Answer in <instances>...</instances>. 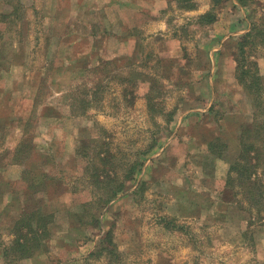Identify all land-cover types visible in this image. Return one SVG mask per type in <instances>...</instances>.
<instances>
[{"label": "rangeland", "instance_id": "1", "mask_svg": "<svg viewBox=\"0 0 264 264\" xmlns=\"http://www.w3.org/2000/svg\"><path fill=\"white\" fill-rule=\"evenodd\" d=\"M19 1L0 0V264L12 222L37 184L21 181L30 166L29 176L45 177L43 210L55 220L48 251L22 264H264V211L237 174L232 186L225 182L240 128L255 122V105L235 78V33L250 22L254 36L242 48L257 63L247 65L263 82L264 112V0H242L249 13L237 0H191V8L175 0ZM207 12L216 16L208 25L199 19ZM136 31L144 33L139 44L122 40ZM88 91L96 93L85 97ZM217 136L225 144L220 158L206 147ZM154 139L160 145L135 182L94 212L99 227H76L73 206L95 200L91 171L76 154L82 142L126 164ZM21 147H32L24 164L13 160ZM139 183L144 189L135 193ZM109 230L117 253L84 261Z\"/></svg>", "mask_w": 264, "mask_h": 264}, {"label": "trees", "instance_id": "2", "mask_svg": "<svg viewBox=\"0 0 264 264\" xmlns=\"http://www.w3.org/2000/svg\"><path fill=\"white\" fill-rule=\"evenodd\" d=\"M175 1L179 4V6H183L185 8H191V6L193 7V4H190L191 0ZM229 1L230 0H215V4L221 5ZM237 1L243 5L242 0ZM9 4H11V10L9 11H15L16 9H12V2ZM15 4H20V1L16 0ZM199 19L202 24L208 25L216 21V16L211 12H207L202 14ZM251 36H254L253 29L241 36V39L238 40L237 44L239 48V57L235 58V78L243 81L250 101L253 106L255 105V122H252L249 126H241L239 131L240 137L238 138L239 153L230 163L225 182L227 185L232 186V175L237 174V179L243 185V192L246 196L249 195L251 202L253 201V207L256 210L264 211V195L263 191H261L260 183V178L262 179V177L260 176L259 178L257 172L258 166L260 165L259 156L261 151L259 148L260 145H256L260 139V135H262L261 131L264 133V119L262 122L256 120V116L258 117V115L264 118V112L261 109L263 82H261V77L256 72L257 63L254 61L248 62V56L244 55V49L242 48L245 44L250 43L249 38ZM247 63H250L252 66L255 65V71L250 70V66L249 64L247 65ZM95 93L96 92L92 93L88 91L84 95L85 97L88 96L89 98H92ZM66 96L68 97V103L71 107H73L75 101L74 95L68 91ZM82 103H85V99L82 100ZM209 110L212 111V108ZM172 114L173 112L170 111L167 116L171 117ZM26 140L27 139L23 138V141ZM153 141L154 144L152 143L147 148L136 150L137 152L133 156L134 158L129 160V162L126 163L127 165L125 163H114L116 160L115 155L112 154V152L103 150L101 147H97V145L89 147L87 143L82 142L80 147L77 149L76 154L80 161L86 162L84 167L91 171L90 183L92 188L90 191H92L95 200L82 202L80 204L77 203L73 206L72 211L69 213V217L71 220H76L78 224H76V227H81L80 225H83L82 228H87L88 225H91V228L93 229L99 227V220L95 216L94 212L106 206L111 200L122 193L126 188V183L130 181L135 182V177L139 174L146 158L153 153L157 145H160L159 142L157 143V139H154ZM215 141L216 142L214 143H206V147L210 149V154L220 158L222 157L220 151L225 149V144L218 136L215 138ZM263 141L264 140L259 141V143H262ZM25 145L32 146L29 141H27V144ZM31 148H29L26 152V150H22L21 147L19 152L15 153L13 160L18 161L21 164L26 163L31 155ZM93 165L96 166L94 167ZM120 165L123 167V174L121 177H119L117 172ZM32 168L33 166H30L27 170L26 168L25 170H22L21 181L30 180L37 184H32V189H30V186H26L27 189H30L26 194L29 198L25 205H23V209L20 211L18 217H16L12 222L9 232L13 238H11L8 244L1 246V256L4 258L5 264H22L21 261L23 260H35V258H38L39 255L46 253L49 249L48 243L51 240L50 227L54 224L55 218L53 213L43 210L48 194L46 183H44L45 177H40L41 175L39 174L29 176ZM40 183L44 184V186H40ZM142 185L143 183L138 184L135 193L141 192L144 189L142 188ZM172 227L175 228L176 226L172 225ZM89 229L90 228L86 231H90ZM86 234H88V232H86ZM111 234L112 233L109 230L101 240L100 248L95 252H90L83 260L86 261L92 256L100 257L112 252L113 250L109 247L113 245ZM91 235L93 234H90L88 237ZM114 253L117 252L113 251V254ZM113 262L117 263L118 261L109 260V264H114Z\"/></svg>", "mask_w": 264, "mask_h": 264}, {"label": "crops", "instance_id": "3", "mask_svg": "<svg viewBox=\"0 0 264 264\" xmlns=\"http://www.w3.org/2000/svg\"><path fill=\"white\" fill-rule=\"evenodd\" d=\"M242 7L244 8V11H246L247 13H249V10H248V8L246 6H242ZM139 12H141V11H139ZM247 21L249 22V18H247ZM130 29L131 28H128L127 31L129 30L131 32V31H133L134 28L132 30H130ZM138 29H140L141 31H144V27L143 26H138ZM252 29H253V24H251V22H250L248 28H246V27L244 28V26L243 27L241 26V28L239 30H237V32L235 33V35L237 34L236 37H239V36L241 37V36H243L244 34L247 33V30H249V32H250ZM135 33L136 34L133 33V35H131V36H129V34L126 35V37L123 38L122 40H126L127 41V40H130V38H132L133 40H137V43L139 44L143 40L144 33L143 34H140V31H136ZM225 37H228V36H225ZM223 41H224V38H223ZM223 41H221V42H223ZM258 63L260 65V67H264V57H259L258 58Z\"/></svg>", "mask_w": 264, "mask_h": 264}]
</instances>
